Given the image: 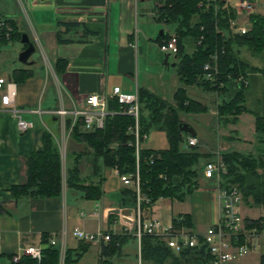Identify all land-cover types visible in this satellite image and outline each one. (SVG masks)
<instances>
[{"label":"crops","instance_id":"1","mask_svg":"<svg viewBox=\"0 0 264 264\" xmlns=\"http://www.w3.org/2000/svg\"><path fill=\"white\" fill-rule=\"evenodd\" d=\"M225 1L239 16L263 13L262 6L257 5L258 0L249 1V7L240 5L241 0L235 3ZM0 3L5 6L0 10V19L14 20L18 30L35 46L27 64L19 61L17 65L0 70V77H7L11 82L8 89L19 115L33 123L32 130L21 133L17 115L11 109L2 108L0 91V264H19L12 261V254L30 246L45 247V233L56 236L64 243L65 249H77L83 241L75 237V228L91 233L113 232L137 241L124 217L116 211L123 207L119 204V192L127 186L115 169L104 170L102 198L98 201L81 200L78 208L67 205L66 190L62 197L15 200L11 188L26 182V155L42 149L44 131H50L57 139L63 172L66 173L67 165L72 162L67 154L82 146L70 136L72 125L70 129L62 125L58 114L61 108L68 111L66 118H73L75 111L87 108L88 95L109 94L116 86L124 93H133L140 88L155 93L151 80L161 74L164 78L161 65L177 68L176 56L164 54L159 48L165 36L174 33L171 26L158 19L159 0H0ZM73 23L77 24L73 26ZM58 31L70 42L59 43ZM13 41L21 43V40ZM38 50L40 58H33ZM172 56L174 61L170 63ZM59 59L66 65L57 71ZM258 68V72L248 76L246 105L248 103V108L264 113V71ZM15 70L28 71L30 76L23 83H17L13 75ZM188 96L203 104L201 100ZM196 97L200 96L197 94ZM184 114L180 112L182 122L190 125ZM215 114L217 117V110ZM217 121L224 126L222 136L225 141H219L217 148L208 146L207 151L214 153V158L221 157L222 152L257 154L259 150L264 151V144L257 142L254 114L242 113L236 123H221L218 117ZM195 137L198 139L197 132ZM212 159L203 160L200 187L189 199L180 202L160 198L144 210L145 221L158 220L163 227H168L179 215L188 214L192 228L186 229L194 235H203L215 225L220 217L216 181L203 175L204 163ZM239 209L244 220L264 217V206L243 204ZM89 243V250L77 264H102L101 247L107 241L99 239ZM116 254L122 257L123 252ZM263 256L264 235H260L255 240V248L241 258L240 264H261Z\"/></svg>","mask_w":264,"mask_h":264},{"label":"trees","instance_id":"2","mask_svg":"<svg viewBox=\"0 0 264 264\" xmlns=\"http://www.w3.org/2000/svg\"><path fill=\"white\" fill-rule=\"evenodd\" d=\"M157 11L158 19L171 26L177 37V73L181 86L174 94V103L145 88L138 90L140 133L147 134L152 127H157L166 134L167 148L154 150L141 147L137 164L135 147L130 144L134 142V135L131 133L134 125L132 116L109 114L102 128L91 131L84 129L82 118L72 128V118H66V128H71L70 136L82 146L67 154L72 162L67 165L66 173L63 172L64 164L57 139L50 131H44L42 149L26 155V182L11 188V196L15 200L25 197H62L64 190L72 189L80 191L86 200L98 201L104 195V170L117 169L120 174L133 177L138 173L140 192L149 199V202H142V210L150 208L160 198L185 201L200 187L201 158L211 157L208 154L203 155L195 148H180L184 141V132L179 128L183 123L180 112L198 113L206 109L203 104L188 96V86L217 93L221 100L217 103L216 110L221 123H236L238 116L245 112L254 114L257 142L264 144V113L247 107L248 86L243 81H238L240 75L248 79L249 74L259 71L258 67L242 58L241 48H248L253 54L264 51V15L251 13L250 28L245 33H236L232 30V22L236 20L237 13L234 8L226 5L225 0H159ZM1 23L11 27L9 40H21L23 33L18 30L14 20L1 18ZM4 30L3 28L2 31ZM62 35L59 31L56 33L59 43L70 42L69 39L62 38ZM168 38L169 35H166L165 39ZM6 41L8 39L3 34L0 45ZM207 63L217 65L215 81L205 78L204 66ZM65 65V61L59 59L56 70L63 69ZM13 75L15 82L23 83L30 73L15 70ZM118 107L116 101L109 103L110 110H117ZM113 144L116 146L111 147ZM221 159L226 165V172L221 176V185H237L245 203L264 206V151L259 150L257 154L222 152ZM86 164L88 171H85ZM119 195L121 206H136L137 192L134 188H123ZM261 221L262 218L246 219V228L260 227ZM172 225L192 228L191 217L188 214L179 215L173 219ZM109 233L110 240L101 247L102 264H116L111 259L121 251L127 238ZM131 235L135 236V230L131 231ZM49 237V234H43V242L47 243ZM89 247V242L82 241L77 249L67 248L63 264H77ZM140 249L142 264H209L212 258L202 238L199 245L185 247L175 254L158 236L143 233ZM18 263L61 264L60 248L45 246L40 262L31 257H22ZM261 264H264V256Z\"/></svg>","mask_w":264,"mask_h":264},{"label":"built area","instance_id":"3","mask_svg":"<svg viewBox=\"0 0 264 264\" xmlns=\"http://www.w3.org/2000/svg\"><path fill=\"white\" fill-rule=\"evenodd\" d=\"M240 5L249 7V0H241ZM3 28L5 29L4 31ZM232 30L236 33H245L247 31L244 27H232ZM11 27L0 24V42L1 37L6 39L10 38ZM160 50L164 54L175 55L178 53L177 37L174 33L169 35L168 39L162 41L159 45ZM205 78L209 81H215L218 69L217 65L210 63L204 66ZM238 81H243L247 86L249 85L248 79L243 76L238 77ZM9 85L11 82L8 81L7 77H0V91L2 92L1 105L4 109H11L17 115L18 118V129L21 133H26L33 129V123L24 120L20 115L15 106L12 98V93L9 91ZM6 86V87H5ZM116 101L118 103L117 110H110L109 103ZM87 108L83 110H77L73 113L72 126L77 122L79 118L83 119L84 129L91 131L96 128H102L104 126L105 118L109 114H127L133 117L134 125L131 128V133L134 135V142L130 143L135 147V155L137 164L139 161L140 149L142 147V141L146 139V134L140 133V99L138 90L133 93H124L120 87L116 86L112 89L109 94H98L93 93L86 98ZM61 118L62 125L65 124L66 116L68 111L63 107L58 111ZM198 145V139L194 136H188L186 138V147H195ZM113 144L111 147H115ZM121 181L127 187H132L137 192V204L133 208L121 207L118 208V213L122 215L124 209L131 211L130 224H134L130 231L135 230V237L138 241V262L141 261V249L140 242L143 233H149L158 236L164 243L172 250L173 253L178 254L185 247H195L199 245L200 238L207 244L210 254L212 256L209 264H240L241 258L249 254L255 248V240L260 236L264 235V217L260 222V227L254 226L251 229H247L245 220L240 213V205L243 201V195L237 185H229L224 187L221 185V176L226 172V165L223 163L221 157L216 160H209L204 163L203 175L207 179H214L216 181V191L219 200V221L209 227L203 235H194L186 227H163L158 220H152L146 222L141 216L142 202H149V199L141 194L139 187V176L138 173L135 177L132 175L120 174ZM137 213V214H136ZM124 217V216H123ZM137 220V222H136ZM136 223V225H135ZM129 225V224H128ZM74 235L77 239L85 242H93L99 239L109 241L111 238L110 233H104L97 231L96 233L87 232L78 228L74 229ZM58 246L61 254V264L65 255V245L63 242H59L56 236H51L48 239L46 246ZM44 246H30L12 254V261L18 263L22 257H31L38 262L42 259V251Z\"/></svg>","mask_w":264,"mask_h":264},{"label":"rangeland","instance_id":"4","mask_svg":"<svg viewBox=\"0 0 264 264\" xmlns=\"http://www.w3.org/2000/svg\"><path fill=\"white\" fill-rule=\"evenodd\" d=\"M229 1L231 3H235L236 0H229ZM257 3L258 6H262L261 10L263 12L262 14L264 15V0H258ZM4 7L0 3V10H3ZM7 7L9 8L10 5H8ZM12 10L13 12H15V9L13 7ZM245 15L246 13L243 16L237 15L236 20L232 22V27L235 24L236 27L243 26L246 27V29L248 30L251 24L249 22L248 15L246 16ZM235 21L237 22V24L235 23ZM29 35H31L32 37V33H29ZM22 48L23 45L19 41L8 40L7 42L2 43L0 45V70L7 69L13 65H17L20 63L18 59ZM241 55L242 58L246 60L249 64L256 65L264 71V51L258 54H253L248 48L242 47ZM36 56L37 58L38 57L40 58L41 53L39 50L37 51L36 54L33 55V58ZM161 56H163L162 53ZM173 61H174V57L172 56L170 57V63H173ZM161 70H162L161 72L164 73V78L163 79L161 78L162 77L161 74V76L157 75L151 80V86L155 92L154 94L160 96L161 98H163L164 100L170 103H174V94L178 86L179 85L181 86V83L179 81V76L177 73V68L172 66L166 68L165 66L161 65ZM197 88H200L198 92H196ZM187 91L188 94L193 98H197L198 100H201L205 105L206 109L198 113L184 114V118L186 122L190 123L191 127L195 130V132H197L198 145L195 147H186V138L188 137V134L184 132V141L181 143L180 148L181 150H189L195 148L199 152H202L203 155H207V154L211 155L210 159H212L214 158V153H210L207 151L208 146L217 148L219 146V141L223 142L224 140L222 136V134L224 133V126L218 124L217 117L215 114L217 103L220 102L221 99L218 97L217 93H211L205 91L201 87H197V86H188ZM197 94L198 96L203 97L204 99L200 97H196ZM253 98L254 97H252V99ZM141 145L142 147L148 146L152 148H167L168 143L166 139V134L164 131L159 130L157 127H152L149 130V132L146 134V139L142 141ZM216 159L217 157L212 160H216ZM203 160L205 159L201 158L200 160L201 164ZM85 166L87 167L88 164H86ZM86 167H85V171H88V168ZM65 196H66V203L69 207L74 206L78 208L77 205L79 204V201L85 200L82 197V193L77 190L69 189L66 191ZM189 198L190 197H188V199ZM243 204L248 205L247 203L244 202V200L241 202V205ZM143 212L144 211L141 212L142 217H143ZM133 219L134 218L131 217V220ZM127 227L133 228L134 224H129L127 225ZM121 251L123 252L122 257H118V255L115 254L111 259L112 262L116 264H137L138 261H137L136 253L138 252V244L135 239L130 237L126 239L122 244ZM90 258L91 256H89V259Z\"/></svg>","mask_w":264,"mask_h":264},{"label":"water","instance_id":"5","mask_svg":"<svg viewBox=\"0 0 264 264\" xmlns=\"http://www.w3.org/2000/svg\"><path fill=\"white\" fill-rule=\"evenodd\" d=\"M21 43L23 44V50L19 54V61L23 64L28 63V59L31 57V55L35 52V46L34 44L29 40L28 36L26 34H23ZM167 60V56H166ZM180 130L182 132H186L190 134L191 136H196L195 130L188 124L186 123H181L179 126ZM118 212V210L116 209ZM122 215L124 216V221L128 224L131 223V219L129 217L131 216V211L129 209H124L122 211Z\"/></svg>","mask_w":264,"mask_h":264},{"label":"bare ground","instance_id":"6","mask_svg":"<svg viewBox=\"0 0 264 264\" xmlns=\"http://www.w3.org/2000/svg\"><path fill=\"white\" fill-rule=\"evenodd\" d=\"M131 219V218H130Z\"/></svg>","mask_w":264,"mask_h":264}]
</instances>
